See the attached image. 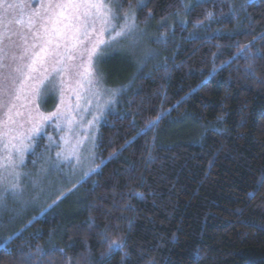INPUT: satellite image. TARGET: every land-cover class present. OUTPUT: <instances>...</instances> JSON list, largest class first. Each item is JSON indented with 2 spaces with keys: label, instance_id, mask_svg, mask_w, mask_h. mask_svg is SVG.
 <instances>
[{
  "label": "trees",
  "instance_id": "1",
  "mask_svg": "<svg viewBox=\"0 0 264 264\" xmlns=\"http://www.w3.org/2000/svg\"><path fill=\"white\" fill-rule=\"evenodd\" d=\"M110 1L159 57L120 76L97 171L7 226L0 264H264V0Z\"/></svg>",
  "mask_w": 264,
  "mask_h": 264
},
{
  "label": "rangeland",
  "instance_id": "2",
  "mask_svg": "<svg viewBox=\"0 0 264 264\" xmlns=\"http://www.w3.org/2000/svg\"><path fill=\"white\" fill-rule=\"evenodd\" d=\"M11 3L22 7L0 6V50L4 52L0 64V194L4 195L0 201V238L7 226L41 215L67 196L76 197L71 194L79 183L99 168V129L127 90L124 71L130 67V73L133 66L139 74L159 57L152 46L158 41L155 26L141 25L135 11L121 13L110 0L104 3L114 18L110 17L106 26L81 0H39L35 9L31 1ZM80 14H86L81 17L86 23L94 21L88 36L81 35L75 41L71 32L64 30V36L55 37L46 46L48 51L30 71L26 66L32 62V53L40 51L45 28L51 34L54 28H63L66 18ZM126 24L131 31L124 28ZM101 40L104 43H98ZM93 45L97 51L89 60ZM89 63L91 77L86 75ZM22 81L24 91L20 99H14ZM10 104H15L11 113ZM43 137L42 155L33 159ZM12 185H16L15 190Z\"/></svg>",
  "mask_w": 264,
  "mask_h": 264
},
{
  "label": "snow or ice",
  "instance_id": "3",
  "mask_svg": "<svg viewBox=\"0 0 264 264\" xmlns=\"http://www.w3.org/2000/svg\"><path fill=\"white\" fill-rule=\"evenodd\" d=\"M6 2V0H0V3ZM81 4L91 8L94 11V16L99 19L102 26H106L110 23V17H112L111 9L106 6L104 3V0H81ZM22 7V5L17 4H8L9 8L12 7ZM86 14H80L79 16H73L71 19L66 18V22L63 24V28H54L51 34H49V31L47 28H45V37L46 38H40L41 39V45H40V51L33 52L32 53V62L27 65L26 67L31 71L33 69V65L37 63V61L41 58L43 54H45L48 49L47 45L51 44L53 39L57 36H64V30H68L71 32V38L75 41L79 40V36H88L89 28L92 27V23L94 22H88L86 23L84 19L81 17ZM114 18V17H112ZM20 23H23V21H18ZM31 19H29L28 23L31 24ZM124 28L128 31H131V27L127 24L124 26ZM79 34V35H78ZM122 34V33H121ZM98 43H104V41H98ZM60 46L59 43L56 44V47L58 48ZM35 47V45H34ZM97 51L96 45H93L91 49L89 50V60L91 59V56L95 54ZM55 54V53H52ZM15 71L22 72L21 68H16ZM25 75V78H29L26 73H22ZM86 75L88 77H91V64L89 63L86 67ZM91 82V79H89V83ZM24 91V84L23 81L20 83V85L15 89V96L14 99H20L21 93ZM15 108V104H10L8 111L11 113L12 109ZM19 115V113H17ZM9 119H11V116H9ZM155 122H153L154 124ZM16 185H12V189L15 190ZM13 194H15L13 192ZM4 195L0 194V201H3ZM117 247H120V245H117Z\"/></svg>",
  "mask_w": 264,
  "mask_h": 264
}]
</instances>
